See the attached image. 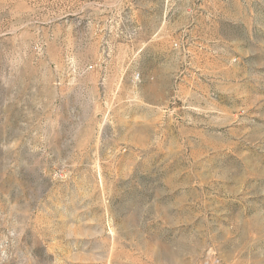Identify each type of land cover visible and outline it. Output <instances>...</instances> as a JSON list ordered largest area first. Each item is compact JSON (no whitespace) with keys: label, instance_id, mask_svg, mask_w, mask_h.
<instances>
[{"label":"rangeland","instance_id":"374dc122","mask_svg":"<svg viewBox=\"0 0 264 264\" xmlns=\"http://www.w3.org/2000/svg\"><path fill=\"white\" fill-rule=\"evenodd\" d=\"M0 264H264V0H0Z\"/></svg>","mask_w":264,"mask_h":264}]
</instances>
